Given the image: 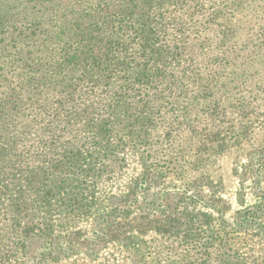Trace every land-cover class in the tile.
I'll return each instance as SVG.
<instances>
[{"label":"trees","instance_id":"obj_1","mask_svg":"<svg viewBox=\"0 0 264 264\" xmlns=\"http://www.w3.org/2000/svg\"><path fill=\"white\" fill-rule=\"evenodd\" d=\"M236 1L240 0H15L8 4L17 11L15 17L0 11V216L9 218L7 225H0L1 242L11 241L15 252L24 256L36 241L16 220L26 218L19 195L31 187L32 178L25 174H37L38 167L20 169L10 152L31 139L38 104L52 109L64 123L48 127L53 140L68 136L65 147L71 152L78 146L77 137L84 140L80 145L84 151L75 149V161L63 157L69 173L79 169L88 177L106 170L105 156L98 154L102 145L86 143L110 139L115 132L141 147L145 156L150 149L142 142L149 135L169 138L171 132L187 127L198 142L209 145L207 153L213 151L219 129H210L212 114L225 109L214 95L222 71H204L198 65L211 58H233L226 11ZM260 8L256 6L255 12ZM235 107L244 112L251 105L243 97ZM162 113L168 115L167 125L157 126ZM199 122L206 125L201 131L195 130ZM142 161L148 178L153 166L145 158ZM47 168L57 170L54 164ZM154 176L151 180L158 178ZM197 179L189 177L187 188L193 189ZM135 189L125 199H113L108 211L95 220L93 229L100 240L131 246L133 235H145L153 227L157 234L186 247L188 253L180 264L192 260L199 253L196 249L206 252L207 242L198 248L194 242L214 227V213L222 215L214 200L204 205L210 212H194L188 201L194 203L199 197L193 200L195 196L181 194L165 198V208L159 207L161 199L139 208L133 202L136 198L130 200ZM259 213L249 209L242 214L253 218ZM31 254L36 257V252Z\"/></svg>","mask_w":264,"mask_h":264},{"label":"rangeland","instance_id":"obj_2","mask_svg":"<svg viewBox=\"0 0 264 264\" xmlns=\"http://www.w3.org/2000/svg\"><path fill=\"white\" fill-rule=\"evenodd\" d=\"M14 2L0 0L1 13L15 17L17 11L10 6ZM256 6L263 7V1H236V6L226 11L232 34L229 46L235 48L233 58H211L198 65L204 71H222L214 95L223 101L225 109L212 114L210 129L216 132L218 128L219 133L211 153L206 151L209 145L198 142L187 127L171 132L169 138L149 135L142 142L150 149L145 156L141 147L115 132L110 139L85 141L87 145H102L98 154L105 156L106 170L88 177L79 169L69 173L63 157L72 156L71 161H75V149L83 152L80 145L84 140L76 138L78 146L73 152L65 147L70 143L68 136L53 140L48 127L64 123L54 117L52 109L36 106L33 114L38 116L31 139L22 141L16 152H10L20 169L32 171L38 167L37 174H25L32 178L31 187L19 195L20 211L26 218L16 220L20 229L27 231L28 237H36V241L31 242L30 253L24 256L15 252L11 241H0V264H180L179 260L188 253L186 247L167 235L157 234L153 227L145 235H133L131 246L108 238L100 240L95 234V220L108 211L113 199H125L133 187L136 189L130 200L136 198L133 202L139 208L152 199L155 205L156 199H161L159 207L165 208V198L181 194L195 196L193 200L199 197V202L188 201L194 212H210L204 205H210L212 200L222 211L221 216L213 214V228L195 237L200 239L194 242L195 248L207 242L206 252L196 249L199 253L192 260L186 258L183 264H264V9L255 12ZM218 64L221 68H217ZM218 77L215 76L217 80ZM243 97L251 105L244 112L235 107ZM162 114L157 126L167 125L168 115ZM200 114L197 113L199 118ZM204 126L199 122L195 130L201 131ZM176 144L179 146L175 151ZM65 150L66 155H62ZM51 158L62 161L57 164ZM142 158L153 166L148 178L143 175ZM53 164L57 168L54 173L46 169ZM152 175L158 178L151 180ZM189 177L198 178L193 189L187 188ZM145 180L150 182L142 183ZM249 209L259 211L258 217L243 216ZM157 213L150 212V219ZM8 220L2 214L0 225H7ZM32 252H36L35 258L31 257Z\"/></svg>","mask_w":264,"mask_h":264}]
</instances>
